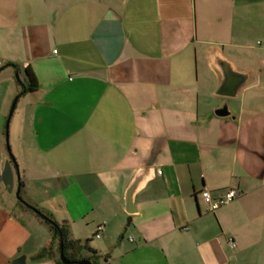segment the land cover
<instances>
[{"label": "crops", "instance_id": "obj_1", "mask_svg": "<svg viewBox=\"0 0 264 264\" xmlns=\"http://www.w3.org/2000/svg\"><path fill=\"white\" fill-rule=\"evenodd\" d=\"M206 2L0 0V173L5 114L24 88L16 73L24 83L30 68L39 87L20 98L13 115L24 201L57 220L30 181L42 174L43 196H50L46 173L55 158L61 196L54 203L67 218L59 224L93 213L105 225L101 238L121 234L120 242L133 229L124 264H264V42L250 48L252 58L236 52V61L226 43L200 39ZM219 2L215 21H231L240 40L238 19L240 26L250 8L254 27L264 29L256 17L264 0ZM217 58L249 75L235 97L217 94ZM202 68L215 73L217 88H201ZM224 106L230 115L217 116ZM143 170L149 178L128 226L126 191ZM104 188L111 198L95 199L91 190ZM205 189L214 198L230 189L240 196L210 213ZM52 240L0 179V264L22 257L58 264L53 251L39 258ZM104 264L117 263L107 255Z\"/></svg>", "mask_w": 264, "mask_h": 264}, {"label": "rangeland", "instance_id": "obj_2", "mask_svg": "<svg viewBox=\"0 0 264 264\" xmlns=\"http://www.w3.org/2000/svg\"><path fill=\"white\" fill-rule=\"evenodd\" d=\"M216 1H222V0H207L206 4L209 6L208 8V13L206 15L207 20L206 22L201 23L200 27V39H206L207 41L215 42V41H220L222 43H226V53L227 55H230L234 60H238L236 52H240L241 55H244L248 58L253 56L252 50L250 48H258V42H264V29H256L254 27V22H252V17H253V12L252 8L250 6L248 7L249 11L244 13L243 18L241 19V25L239 26V19H238V32L242 36V40H240L237 35H234L233 29V24L231 21H226L222 23H217L215 21L216 18H218V11L217 7L214 6ZM220 3V2H219ZM220 5V4H219ZM218 5V7H219ZM263 8V7H262ZM258 14V16L254 15L257 17L258 20L261 22H264V8ZM247 9V10H248ZM246 10V11H247ZM208 22V23H207ZM241 41V42H240ZM228 44V45H227ZM206 47V46H202ZM264 48V46L262 47ZM258 53V51H256ZM252 58V57H251ZM239 61V60H238ZM7 72L4 71L2 72L3 74ZM1 73V74H2ZM200 80H201V88H217V83L216 82V75L214 72L209 71L208 69H201L200 72ZM254 79L248 84L247 88H250L252 84L254 83ZM13 101L9 104L10 107L8 111L6 112V117L9 116L10 109L12 106ZM21 110V105H19L17 109V113ZM18 118V114H16L10 124V140H9V146L12 150L13 147H15L16 142L13 137V130L15 128V124ZM7 143V140H6ZM7 146H5L6 148ZM52 166L48 169V172L46 175L50 178L52 188L50 190H46L50 196L45 194L43 196L44 192L43 189L41 188V183L40 179L42 178V174L35 173V174H30V181L32 185V191L34 195H36L40 201L43 207L48 208L50 211H52L53 215L56 217V221L62 222L63 219L66 218V213L64 210H62L57 203H54V201H58L59 197L61 196L59 187L57 185L58 179L61 177L60 175V169L58 163H56L55 158H51ZM88 191V190H87ZM94 194V198H99V194H103L105 197L111 198V190L110 189H101L98 192H95V189L91 190ZM88 193V192H87ZM88 195V194H86ZM14 198L17 200H20V198L17 197L16 191L13 194ZM36 216V215H35ZM92 216H95L93 213H89L88 218H83L78 221H72L69 220L70 224V230L73 235V237L76 240H80L82 242H88L91 249L98 251L99 252V257L97 258V264H104L105 263V257L107 255L111 256V259L117 263V264H124L123 258L120 259V255L124 253V248L125 247H130V243L128 241L129 236L131 235L133 229H129L128 232L124 234L125 238L123 241L120 242L121 239V234L118 236H115L109 232L105 233L104 237L101 238L100 240L94 239V236L97 232V228L100 225H103V223L98 224L100 222H93ZM37 218V217H36ZM40 220V219H38ZM61 220V221H60ZM41 221V220H40ZM42 222V221H41ZM47 226V225H46ZM48 227V226H47ZM123 242V243H122ZM122 243V244H120ZM124 245V247H123Z\"/></svg>", "mask_w": 264, "mask_h": 264}, {"label": "water", "instance_id": "obj_3", "mask_svg": "<svg viewBox=\"0 0 264 264\" xmlns=\"http://www.w3.org/2000/svg\"><path fill=\"white\" fill-rule=\"evenodd\" d=\"M215 63L216 69L221 74L222 80L217 91V94L220 96L226 97H235L239 91L246 85L249 80V75L247 73L241 72L235 68V66L229 62L228 60L217 58ZM5 68V67H4ZM4 68H1L2 71ZM17 69V68H16ZM16 77L19 82H22L19 73H16ZM23 87L25 86L22 82ZM27 91L24 89L19 95L14 99L10 113L8 116V120L6 123V140H7V154L3 156L2 159V170L0 173V179L9 195L14 194L16 191V195L20 198L21 191V176L19 173V167L17 166L16 159L12 153V150L9 146L10 140V122L14 115L16 106L20 100V98L25 95ZM216 115L219 117H227L230 115L229 108L224 106L216 111ZM149 175L143 170L137 174L131 185L126 191L125 202H126V212L129 217L127 220V225L130 226L133 221V215L137 213V207L134 202V198L138 190L141 186L148 180ZM27 206V205H26ZM39 214L44 220H47L48 217L44 214L34 211ZM19 260H15L12 264H25V257L18 258ZM60 259L63 264H93L91 261L87 259L82 260H71L69 259L63 249L60 253ZM17 262V263H16Z\"/></svg>", "mask_w": 264, "mask_h": 264}, {"label": "trees", "instance_id": "obj_4", "mask_svg": "<svg viewBox=\"0 0 264 264\" xmlns=\"http://www.w3.org/2000/svg\"><path fill=\"white\" fill-rule=\"evenodd\" d=\"M8 66H15L9 64ZM23 86L22 82H19ZM24 88L28 93L34 92L38 89L39 83L38 80L30 68L25 70L24 76ZM23 187L24 183L21 182V191H20V203L29 211H32L38 219L45 223L51 233H52V245L49 248H45L42 253L39 255V258H43L45 255L50 254L52 251L55 253L56 261L58 264H63L60 259V253L63 249L65 255L71 260H82L87 259L93 264H97V251L91 249L88 242H82L80 240H75L71 237L69 227L66 224H59L56 222L51 215H48L42 212L37 206L30 205L23 198ZM27 205V206H26ZM38 211L48 217L47 220H44L39 214L34 211Z\"/></svg>", "mask_w": 264, "mask_h": 264}, {"label": "built area", "instance_id": "obj_5", "mask_svg": "<svg viewBox=\"0 0 264 264\" xmlns=\"http://www.w3.org/2000/svg\"><path fill=\"white\" fill-rule=\"evenodd\" d=\"M239 196H240V192L236 189L227 190L223 195H221L220 197H217V198H214L212 196L210 190H208V189L203 190L201 193V199H202L203 203L206 205L207 211L210 213H216L221 208H223V207L231 204L232 202H234L235 199H237ZM104 228H105L104 224L100 225L97 228V232H96L94 238L100 239L103 235ZM229 244H230L231 248L236 247V242H235L234 238L229 239Z\"/></svg>", "mask_w": 264, "mask_h": 264}]
</instances>
